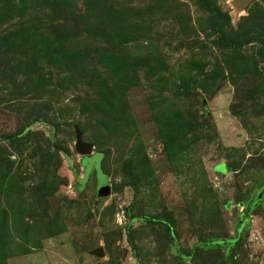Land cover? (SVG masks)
I'll use <instances>...</instances> for the list:
<instances>
[{
	"label": "rangeland",
	"instance_id": "374dc122",
	"mask_svg": "<svg viewBox=\"0 0 264 264\" xmlns=\"http://www.w3.org/2000/svg\"><path fill=\"white\" fill-rule=\"evenodd\" d=\"M234 1L0 0V264H264V0Z\"/></svg>",
	"mask_w": 264,
	"mask_h": 264
},
{
	"label": "water",
	"instance_id": "95a60500",
	"mask_svg": "<svg viewBox=\"0 0 264 264\" xmlns=\"http://www.w3.org/2000/svg\"><path fill=\"white\" fill-rule=\"evenodd\" d=\"M252 0H235L233 5L239 9H245ZM77 149L82 155H90L93 152V145L90 143H86L83 140V134L81 131L77 132ZM99 175L101 178V191L102 194H110L111 193V186L109 184V179L106 175L103 174L102 170L100 169V165L98 164ZM100 254V252H98Z\"/></svg>",
	"mask_w": 264,
	"mask_h": 264
},
{
	"label": "trees",
	"instance_id": "16d2710c",
	"mask_svg": "<svg viewBox=\"0 0 264 264\" xmlns=\"http://www.w3.org/2000/svg\"><path fill=\"white\" fill-rule=\"evenodd\" d=\"M100 161H101V158H98V159H96L95 163L100 164ZM88 170H89V168L86 167V171H88ZM150 220H156V219L150 218ZM160 220L162 222L166 223L169 226V229H170L173 237L175 238V233L173 232V227H174L173 220H171L167 215L161 217ZM243 227H244V222L241 223L240 228H239V231H241L243 229Z\"/></svg>",
	"mask_w": 264,
	"mask_h": 264
}]
</instances>
